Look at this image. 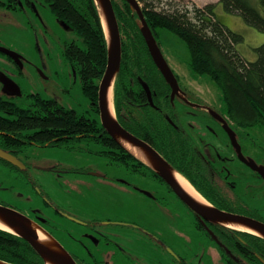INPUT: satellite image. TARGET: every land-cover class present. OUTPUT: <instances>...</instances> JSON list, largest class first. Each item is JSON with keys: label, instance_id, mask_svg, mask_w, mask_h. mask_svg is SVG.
Returning <instances> with one entry per match:
<instances>
[{"label": "flooded vegetation", "instance_id": "flooded-vegetation-1", "mask_svg": "<svg viewBox=\"0 0 264 264\" xmlns=\"http://www.w3.org/2000/svg\"><path fill=\"white\" fill-rule=\"evenodd\" d=\"M0 4L11 8L34 7L30 0H8V2L0 0ZM0 52L5 54V57H0L1 63L9 61L18 73L22 72V60L15 52L11 51L13 54H10L1 49ZM9 72V63L7 66H0V105L2 106L0 121L12 122L21 118L19 113L22 114L24 107L31 105V97L36 92L23 93L19 82ZM175 76L179 84V92L172 99L170 98L169 84L167 86L169 90H153L149 87L151 96L149 98L143 83H139L140 87L138 86L134 92V99L131 100L134 118L131 122L136 129L140 130L136 120L139 121L138 116L146 111L152 117L160 115L159 122L161 124L146 126L145 136L139 131L127 130L153 147L169 164V157L163 155L160 147L170 151V148L166 147V140L168 138L174 142L173 152L177 155L174 156L184 162L186 168L179 170L171 164L170 166L180 175L196 197L209 203L205 193L210 191L218 200V196H220L221 200L237 202L239 206L238 210L234 211L222 208L221 210L245 215L264 223V204L250 203L244 197V187H249L248 175L255 176L254 180L259 183L264 180V176L238 156L223 122L234 131L240 151L247 160L250 157L244 154L240 139L246 141L249 133L246 129L235 126L222 108L199 98L197 92L180 83L176 74ZM22 95H25L29 100L26 106L19 102V97ZM212 112L220 116L223 121L219 120ZM93 113L92 117H98L100 122L99 113L94 111ZM123 127L126 129L125 126ZM157 129H160L161 133L156 132ZM199 129L202 131L201 135L206 133L209 139L202 137L199 134ZM218 130L223 132V136H219ZM29 131L31 129L0 128V149L11 157L7 159L0 156V183H6L0 189L3 192L0 196V205L15 209L30 218L62 244L77 264H140L137 262L138 253L134 245L137 227L146 235V244L154 257L152 264H192L193 258L188 253V248L193 243L184 239H172L173 244L169 241L162 231L165 225H161L162 222L166 223L164 210H159L156 213V216L161 219V223H157L158 226H149L146 227L147 229H143L131 217L116 213L113 209L118 205L114 202L113 206H109V203H107L108 206H105V201L101 200V196L91 198L90 194L91 199L85 200L83 199L84 195H81L83 191L78 190L77 187L76 190L68 191L67 199L63 196L65 200L62 201L61 196L58 194L56 196L51 191L54 183L53 173L59 176L68 175V182L76 181L78 183L77 179L80 178L82 182L97 189L105 181L123 183L130 187L129 196L132 201H146L144 203L149 206V209L145 210L144 214H150L148 210L152 206L158 209L159 204L167 202L169 196L172 195L185 206L189 219L187 223L192 226L194 231L201 232L202 241L214 242L221 248L224 261L228 264H264V258L257 251L258 249L262 252L264 249L263 236L251 232L246 227L230 226L232 229L238 230L230 231L223 225L220 226L204 219L188 207L157 172L136 156L140 162H121L119 161L120 155H116V160H114L103 152L108 148L96 143V146L100 147L93 150L86 145L85 147H75L76 144L71 142L65 144L66 147L74 148L69 152V155L75 157V160L79 161L80 157L84 155L82 151H87L85 154H90L97 160H101V157L104 156L109 165L117 168L124 167L129 179L109 175L104 171V169L109 170L104 168V163L101 165L88 163H74L71 166L55 163L44 165L36 162L27 150L29 145L39 147L49 145H43L32 138L26 139V133ZM213 135H216V138ZM225 138L224 145L218 146L217 142ZM183 148L186 151L184 152L186 153L185 157L184 154H180ZM219 148L224 149L225 152L220 151ZM234 160L239 162L237 167L226 164V162ZM256 164L264 166V164ZM240 166L242 169L239 171L237 168ZM202 175L209 181L204 182L201 179ZM46 179H48V185L45 184L44 187L41 183ZM218 191L220 195H218ZM5 194L7 197L4 196ZM121 231L131 232L132 235H123ZM186 235L191 240L195 238L189 232ZM147 256L148 253L142 254L139 261L143 262Z\"/></svg>", "mask_w": 264, "mask_h": 264}, {"label": "trees", "instance_id": "trees-1", "mask_svg": "<svg viewBox=\"0 0 264 264\" xmlns=\"http://www.w3.org/2000/svg\"><path fill=\"white\" fill-rule=\"evenodd\" d=\"M42 1L54 15L69 24L75 34L65 43L63 52L79 77L81 92L89 100L90 109L98 114V85L106 65L107 40L95 0ZM111 1L121 38L120 66L112 91L115 115L126 129L145 136L146 126L161 124L160 115L152 117L143 111L138 116L139 121L135 119L140 130L136 129L131 122L134 120L131 102L134 92L139 83H146L153 90H169L168 83L152 60L135 10L127 0ZM138 1L145 2L141 5L142 12L159 47L160 30H167L185 42L189 51L188 67L194 75L205 76L214 83L222 99V109L235 126H264V41L253 47L254 59L245 58L236 48L243 36L226 26L216 13V6L220 4L225 11L240 14L247 24L264 32V0H217L202 6L194 4L191 9H160L148 5L147 0ZM31 98V105L19 113L21 118L12 122L0 121V128L31 129L26 133V139L32 138L49 146L71 142L76 144L75 147H83L84 143L94 142L108 148L103 152L114 160L120 155L121 162H140L106 132L98 117L78 113L38 93ZM166 141L170 151L160 147L161 152L169 157L172 166L184 170V162L176 159L173 152L174 142L168 138ZM184 152L183 148L180 154L185 157ZM201 179L209 181L203 175ZM205 196L210 204L220 209L238 210L237 202L221 200L220 196L218 200L210 191H206ZM257 251L264 258V249ZM0 259L13 264H44L26 240L2 229Z\"/></svg>", "mask_w": 264, "mask_h": 264}, {"label": "rangeland", "instance_id": "rangeland-1", "mask_svg": "<svg viewBox=\"0 0 264 264\" xmlns=\"http://www.w3.org/2000/svg\"><path fill=\"white\" fill-rule=\"evenodd\" d=\"M1 1L8 2V0ZM30 1L33 3L35 9L28 6L11 8L5 4H0V47L15 52L22 60L21 73H18L14 65L8 61L9 73L19 82L23 93L36 92L45 98H53L60 104L75 109L78 113L93 116L94 113L90 109L89 100L81 92L79 77L72 69L70 62L63 52L65 43L75 37L71 26L63 19L54 15L49 6L42 0ZM147 1L148 5L160 9L174 7H188L191 9L194 4L202 6L207 2H216L217 0ZM139 3L140 5L145 4L143 1H139ZM216 13L226 26L243 36V39L236 45L237 50L245 58L249 60L254 59L255 52L253 47L264 41V32L247 24L240 14L225 11L220 4L216 6ZM158 41L164 58L174 74L177 75L179 82L187 85L190 90L197 92L199 98L204 101L223 108L220 93L214 83L205 76L194 75L188 67L189 51L185 42L167 30H160ZM1 56L5 57V54L0 52ZM8 63L0 62V66H7ZM19 99L20 104L23 106H26L29 102L25 95H22ZM199 126L201 128V125ZM244 129L249 133L246 141L240 139L245 151L244 154L252 158L256 163L264 164V126H252ZM199 131L201 135V129ZM218 133L219 136H223L222 131L218 130ZM201 136L209 139L206 133ZM213 136L216 138V135ZM225 140L226 138L218 141V146L224 145ZM84 144L92 150L100 147L96 146L94 142ZM85 145L82 146L85 147ZM219 149L225 152L224 149ZM72 150L74 148H69L65 145L42 147L29 145L27 151L31 153L32 158L36 162L44 165L55 163L71 166L74 163L99 165L104 163L107 165L106 167L104 165V168L109 169H104V171L109 175L121 179L128 178L124 167L117 168L109 165L104 156L101 157V160H97V158H92L90 154H85L87 151H82L84 155L77 161L75 157H70L69 155V152ZM238 163L236 160L226 162V164L233 167H237ZM237 169L240 171L242 167L240 166ZM52 177L54 183L52 184L51 191L54 195L61 196L62 201L65 198L67 199L66 195L68 191L76 190L77 187L78 190L83 191L81 195H84L83 199L85 200L89 199L91 195V198L101 196V200L105 201V206H108L107 203L110 204L109 206H113L114 202L118 205L117 208L113 209L116 213H119L121 216L131 217L143 229L149 226H158L157 223H161V219L156 216V213L159 210H164L166 213V223H161V225H165L162 229L163 234L167 236L172 244V239H184L194 244H191L188 248V253L193 258L191 260L192 264H228L222 258L221 248L214 242L202 241L201 232L194 231L192 226L187 223L189 219L185 206L172 195L169 196L167 202H162V205L160 203L158 209L152 206L148 210L150 214H144L145 210L149 209V206L144 203L146 201H135L136 203L132 201L129 196L130 187L125 186L123 183L105 181L97 189L88 183L82 182L80 178L77 179L78 183L76 181L68 182V175L66 174L59 176L53 173ZM255 178V176L248 175L249 187L243 186L244 197L250 203L264 204V180H261L259 183L254 180ZM41 184L44 187L48 185V179L44 180ZM5 185L6 183H0V189H2L1 186ZM46 189L48 188L46 187ZM2 193L0 191V196H2ZM4 196L7 197L6 194ZM138 229L139 227L135 230L136 240L134 241L138 253L137 262L140 264H152L154 257L146 244V235ZM188 232L191 233V236L194 235L195 238L189 239L186 235ZM121 233L126 236L132 235L128 231L125 233L121 231ZM144 253H148V256L143 259V262H140L139 259L142 258V254Z\"/></svg>", "mask_w": 264, "mask_h": 264}, {"label": "water", "instance_id": "water-1", "mask_svg": "<svg viewBox=\"0 0 264 264\" xmlns=\"http://www.w3.org/2000/svg\"><path fill=\"white\" fill-rule=\"evenodd\" d=\"M131 7L137 13L140 21V31L145 39L148 51L152 57L153 62L161 72L162 76L169 84L171 88L170 98L172 99L176 93L179 91V84L177 78L168 65L166 59L164 58L162 51L149 28L143 12L141 5L138 0H127ZM98 7V12L102 20L103 28L107 40V59L103 74L100 78L98 85V99L97 105L99 109L100 122L106 132L116 139V141L125 148L121 143L120 138L126 140L131 145L138 147L145 155L148 164L155 172H157L174 190L178 197L195 211L198 215L204 219L217 223L223 226H229V222H235L239 224L246 225L250 228L259 232V235L264 237V223L253 219L251 217L235 214L232 212L224 211L218 209L210 203H201L192 198L176 181L174 178L173 171H175L170 164L149 144H147L142 139L133 135L127 129H125L119 121L116 119L115 115L110 114L108 98L110 89L113 91V83L115 75L120 66L121 58V38L118 22L113 9L111 0H95ZM4 52L13 54L11 51L0 48ZM144 88L150 96V90L146 83H143ZM113 94V93H112ZM113 98V97H112ZM113 103V100H111ZM223 121L220 116L212 112ZM223 126L231 138V142L236 149L238 156L242 158L251 168L257 170L260 174L264 176V166L257 165L256 162L249 158L248 160L243 157L240 151V145L238 144L234 131L223 122ZM129 151V150H128ZM130 152V151H129ZM131 153V152H130ZM132 154V153H131ZM133 155V154H132ZM0 156L10 159L8 154L4 153L0 149ZM144 162V161H143ZM176 172V171H175ZM0 219L8 226L11 233H14L24 240H26L36 253L43 259L44 263L49 261L53 264H77L70 253L50 234L44 231L40 226L36 225L30 218L26 215L16 211L15 209L0 205ZM230 227V226H229ZM2 229V228H0ZM40 229L49 238V242H43L37 235V230ZM4 230V229H2ZM7 231V230H5ZM0 264H13L5 260L0 259Z\"/></svg>", "mask_w": 264, "mask_h": 264}, {"label": "bare ground", "instance_id": "bare-ground-1", "mask_svg": "<svg viewBox=\"0 0 264 264\" xmlns=\"http://www.w3.org/2000/svg\"><path fill=\"white\" fill-rule=\"evenodd\" d=\"M108 98L110 100V103H109V108H110V114L111 115H114V110H113V104H112V92H111V89H110V92H109V95H108ZM120 141L121 143L125 146V148L127 150H129L134 156H136L137 158H139L140 160L144 161V162H147L146 158H145V155L144 153L136 146L134 145H131L130 143H128L126 140L124 139H121L120 138ZM173 174H174V178L176 179V181L178 182V184L192 197L194 198L196 201L198 202H201V203H207L203 200H201L200 198L196 197L194 193H192L188 186L184 183V181L182 180V178L180 177V175L173 171ZM229 226H234V227H238V228H248L251 230V232L255 233V234H259L258 231L254 230L253 228H250L246 225H243V224H239V223H235V222H229L228 223ZM0 228L4 229V230H7V231H10V229L8 228V226H6V224L0 219ZM37 235L38 237L40 238L41 241L43 242H46L48 243L49 242V238L46 236V234H44V232H42L40 229L37 230ZM44 264H53L52 262H45Z\"/></svg>", "mask_w": 264, "mask_h": 264}]
</instances>
